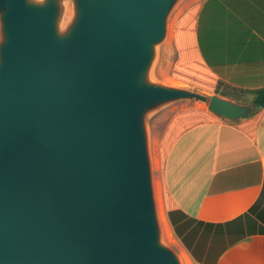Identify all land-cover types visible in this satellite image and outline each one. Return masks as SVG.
<instances>
[{"label": "water", "instance_id": "obj_1", "mask_svg": "<svg viewBox=\"0 0 264 264\" xmlns=\"http://www.w3.org/2000/svg\"><path fill=\"white\" fill-rule=\"evenodd\" d=\"M182 1L0 0V264H182L162 241L147 118L183 101L251 112L153 77Z\"/></svg>", "mask_w": 264, "mask_h": 264}, {"label": "crops", "instance_id": "obj_2", "mask_svg": "<svg viewBox=\"0 0 264 264\" xmlns=\"http://www.w3.org/2000/svg\"><path fill=\"white\" fill-rule=\"evenodd\" d=\"M166 51L163 83L264 88V0H192ZM156 154L159 206L189 264H264V109L234 122L178 113Z\"/></svg>", "mask_w": 264, "mask_h": 264}, {"label": "rangeland", "instance_id": "obj_3", "mask_svg": "<svg viewBox=\"0 0 264 264\" xmlns=\"http://www.w3.org/2000/svg\"><path fill=\"white\" fill-rule=\"evenodd\" d=\"M192 0H184L182 1L172 12L168 19V24H167V36L165 41L158 47V52H157V59L154 64V70H153V77L157 80H161L166 83H171V81L165 76V70H167V65H168V56H167V44L169 42L170 38V33H171V26L173 24V21L175 17L179 14V12L189 4ZM73 16V7L71 2L65 1L64 3V10L62 14V23L61 26L64 27L66 26L69 21L71 20ZM178 87L186 88L183 87L182 85H177L173 84ZM190 89V88H187ZM193 91L199 92L197 90L191 89ZM207 96L213 95L211 91L206 92H201ZM202 111V112H207L206 107L202 104L195 103L193 101L188 102V101H183V102H178L170 105L168 108L157 112L156 114L151 115L150 117L147 118V127H148V133H149V140H150V152H151V161H152V172H153V184H154V193H155V199H156V204H157V211H158V216L160 220V224L162 226L163 230V236H162V241L169 245L170 247L174 248L175 251L179 254L180 260L182 264L185 263V258L183 257V254L179 252L176 244L173 242L171 239V236H169V232L166 229L165 222L163 221V213L161 210V207L159 206L158 202V197H157V191H156V179H157V154H156V145H157V140L160 138L161 133L164 131L165 127L167 124L174 118L178 113H186V112H191V111ZM159 208V209H158ZM161 211V212H160Z\"/></svg>", "mask_w": 264, "mask_h": 264}, {"label": "trees", "instance_id": "obj_4", "mask_svg": "<svg viewBox=\"0 0 264 264\" xmlns=\"http://www.w3.org/2000/svg\"><path fill=\"white\" fill-rule=\"evenodd\" d=\"M211 92L231 102H234L235 104L249 107L251 112L246 117L259 113L264 109V88L246 90L228 85L222 81H217L214 84ZM204 113L208 115V113ZM216 259L217 257L209 262L207 261L205 264H215ZM194 261L196 264L199 263L196 258H194Z\"/></svg>", "mask_w": 264, "mask_h": 264}, {"label": "bare ground", "instance_id": "obj_5", "mask_svg": "<svg viewBox=\"0 0 264 264\" xmlns=\"http://www.w3.org/2000/svg\"><path fill=\"white\" fill-rule=\"evenodd\" d=\"M159 209V208H158ZM161 212V211H160ZM164 221V220H163ZM165 226H166V224H165ZM167 227V226H166ZM185 263L186 264H189V262H188V260L185 258Z\"/></svg>", "mask_w": 264, "mask_h": 264}, {"label": "clouds", "instance_id": "obj_6", "mask_svg": "<svg viewBox=\"0 0 264 264\" xmlns=\"http://www.w3.org/2000/svg\"><path fill=\"white\" fill-rule=\"evenodd\" d=\"M29 2L31 3V2H32V0H29Z\"/></svg>", "mask_w": 264, "mask_h": 264}]
</instances>
